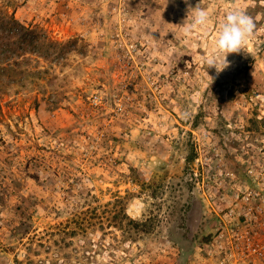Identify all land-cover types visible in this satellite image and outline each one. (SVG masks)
<instances>
[{
	"label": "rangeland",
	"instance_id": "rangeland-1",
	"mask_svg": "<svg viewBox=\"0 0 264 264\" xmlns=\"http://www.w3.org/2000/svg\"><path fill=\"white\" fill-rule=\"evenodd\" d=\"M0 264H264V0H0Z\"/></svg>",
	"mask_w": 264,
	"mask_h": 264
},
{
	"label": "clouds",
	"instance_id": "clouds-1",
	"mask_svg": "<svg viewBox=\"0 0 264 264\" xmlns=\"http://www.w3.org/2000/svg\"><path fill=\"white\" fill-rule=\"evenodd\" d=\"M185 3H187V0H185ZM189 14H191L192 18L191 22L184 28L185 35L192 33L196 29L207 28L210 16L199 3L195 8L189 5ZM254 29L255 23L252 17L247 15L244 10L233 8L228 11L219 25L214 45L215 50L206 58V69L214 67L217 74H220L228 68L230 62L227 56L231 53H239L242 49L245 50L246 41L253 35Z\"/></svg>",
	"mask_w": 264,
	"mask_h": 264
},
{
	"label": "trees",
	"instance_id": "trees-1",
	"mask_svg": "<svg viewBox=\"0 0 264 264\" xmlns=\"http://www.w3.org/2000/svg\"><path fill=\"white\" fill-rule=\"evenodd\" d=\"M83 214V216L84 217H81V219L80 218H75V219H72V220H70L71 221V223L72 222H76V223H78V222H80L81 223V225H83V223L85 222V221H88V223L90 224V219H91V217H89L87 214V212H83L82 213ZM71 223H68V225H71Z\"/></svg>",
	"mask_w": 264,
	"mask_h": 264
},
{
	"label": "built area",
	"instance_id": "built-area-1",
	"mask_svg": "<svg viewBox=\"0 0 264 264\" xmlns=\"http://www.w3.org/2000/svg\"><path fill=\"white\" fill-rule=\"evenodd\" d=\"M92 101L94 104H99L100 102H102V97L97 95V96L93 97Z\"/></svg>",
	"mask_w": 264,
	"mask_h": 264
}]
</instances>
